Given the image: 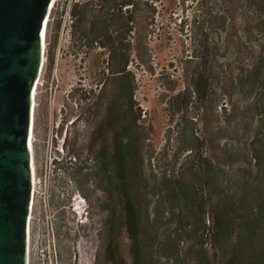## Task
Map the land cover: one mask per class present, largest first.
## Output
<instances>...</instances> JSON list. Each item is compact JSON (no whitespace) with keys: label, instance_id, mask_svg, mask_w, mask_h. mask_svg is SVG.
Wrapping results in <instances>:
<instances>
[{"label":"rangeland","instance_id":"rangeland-1","mask_svg":"<svg viewBox=\"0 0 264 264\" xmlns=\"http://www.w3.org/2000/svg\"><path fill=\"white\" fill-rule=\"evenodd\" d=\"M203 3L200 10L191 0H135L127 12L107 0L54 2L34 95V176L53 195L74 189L100 200L103 229L93 245L79 238L45 264H110L108 187L111 260L114 250L127 258L119 190L99 158L118 141L142 264H264V0ZM216 10L234 17L227 34L211 36L206 55L203 12ZM201 76L209 89L194 93ZM220 218L232 226L220 228ZM247 218L259 225L252 241ZM28 264H41L35 252Z\"/></svg>","mask_w":264,"mask_h":264},{"label":"water","instance_id":"water-1","mask_svg":"<svg viewBox=\"0 0 264 264\" xmlns=\"http://www.w3.org/2000/svg\"><path fill=\"white\" fill-rule=\"evenodd\" d=\"M55 0H0V264H28L32 96Z\"/></svg>","mask_w":264,"mask_h":264},{"label":"flooded vegetation","instance_id":"flooded-vegetation-1","mask_svg":"<svg viewBox=\"0 0 264 264\" xmlns=\"http://www.w3.org/2000/svg\"><path fill=\"white\" fill-rule=\"evenodd\" d=\"M97 92V97L100 100L102 84ZM107 95L108 93H106L105 119L109 124L111 113L110 109H107V99L109 102L110 97ZM104 212L105 251L110 262L112 249L110 187L105 193ZM101 215L100 200L91 202L86 196L81 198L79 191L74 189L65 193L61 192L56 196L53 195L52 190L42 188V183L39 182L32 190L30 201L27 225L28 261L29 251L36 253L37 260L41 261V264H45L47 259L54 258L56 260L57 253L64 244L69 245L67 250L72 252L79 243V238L82 243L93 245L97 232H101L103 229ZM97 218L99 223H97Z\"/></svg>","mask_w":264,"mask_h":264},{"label":"trees","instance_id":"trees-1","mask_svg":"<svg viewBox=\"0 0 264 264\" xmlns=\"http://www.w3.org/2000/svg\"><path fill=\"white\" fill-rule=\"evenodd\" d=\"M108 2L112 3V6L117 7V9L120 11L121 8L126 7L127 12L130 11L131 8L135 6V0H107ZM195 3V5L200 9H204V1L205 0H191ZM76 4L72 6V8H75ZM263 17L260 19V25L264 29V4H263ZM203 16L205 22L207 23L205 33H203L202 37V43H203V50L206 53V55L210 54L212 51L211 48V39L213 35H216L218 33H225L227 30V27L229 26V22L233 20L234 14L231 11L223 12L221 10H216L214 12H203ZM212 20L218 21V25L215 28H211L210 22ZM204 24V23H203ZM210 83L209 78L201 76L196 80V82L193 83V92L194 93H200L199 91L205 92L207 89H209ZM99 158L101 159V162L104 163V165L107 167V165L110 164L113 169V181L116 185V187L119 190V197L122 202V231L124 232L127 242H128V251H127V258L125 260L119 258L116 254V250H114V259L111 260L110 258V264H142L141 258H142V249H141V239L139 234V223L138 218L133 206V202L131 200V196L129 193L128 183H127V157L124 151V145L121 143V141H118V144L114 143V149L113 152L109 155H100ZM206 162L211 165V160L209 158H205ZM244 223V227L246 228V231L248 233L249 241H252V238L255 237V234L257 233L259 229V225L252 222L249 218L244 219L242 221ZM219 227L220 228H229V226H232V222L229 221L228 218H220L218 220ZM119 234H116V237H118ZM114 246H118V238H114ZM229 264H235L233 262H230Z\"/></svg>","mask_w":264,"mask_h":264},{"label":"bare ground","instance_id":"bare-ground-1","mask_svg":"<svg viewBox=\"0 0 264 264\" xmlns=\"http://www.w3.org/2000/svg\"><path fill=\"white\" fill-rule=\"evenodd\" d=\"M45 27H46V23L44 25V34H45ZM43 52H44V37H43ZM42 64H43V57H42ZM34 95H35V91H34V94L32 96V124H33V109H34V106H35V103H34V101H35ZM32 179H33L34 182H36L35 176H34V167H33V154H32Z\"/></svg>","mask_w":264,"mask_h":264},{"label":"built area","instance_id":"built-area-1","mask_svg":"<svg viewBox=\"0 0 264 264\" xmlns=\"http://www.w3.org/2000/svg\"><path fill=\"white\" fill-rule=\"evenodd\" d=\"M56 1V0H55ZM53 7V6H52ZM37 185V181L34 182L33 179H32V190L35 188V186Z\"/></svg>","mask_w":264,"mask_h":264}]
</instances>
